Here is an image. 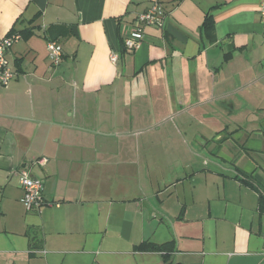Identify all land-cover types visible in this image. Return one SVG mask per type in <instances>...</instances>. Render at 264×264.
Here are the masks:
<instances>
[{"label":"crops","instance_id":"0c3cea01","mask_svg":"<svg viewBox=\"0 0 264 264\" xmlns=\"http://www.w3.org/2000/svg\"><path fill=\"white\" fill-rule=\"evenodd\" d=\"M158 1L163 25L144 26L126 48L137 15ZM262 1L0 0V38L21 34L9 54L16 75L0 88V264H264ZM208 15L212 43L201 29ZM49 41L63 46L57 65ZM209 64L222 65L221 78ZM201 65L220 91L172 101L162 122L217 102L234 119L198 137L210 157L171 156L176 167L147 190L142 161L151 171L162 155L144 154L140 131L124 130L136 118L126 98L137 96L125 82L182 79ZM21 168L44 181L40 210L22 201ZM146 242L170 250L139 248Z\"/></svg>","mask_w":264,"mask_h":264},{"label":"rangeland","instance_id":"374dc122","mask_svg":"<svg viewBox=\"0 0 264 264\" xmlns=\"http://www.w3.org/2000/svg\"><path fill=\"white\" fill-rule=\"evenodd\" d=\"M224 60V57L219 59L218 63ZM207 66L208 69L215 71L217 77H222V65L216 64ZM203 65L199 66L198 73L194 75L191 73L188 76L178 79L175 75H169L163 72L157 80H149L146 77H139L138 80H128L125 82V86L133 88L136 97L126 98V113L136 116V118L127 120V124L124 126L125 131L139 130V134H134L141 143V152L144 154H161L162 157L159 162H152V169L150 171L149 165L144 160L142 161V185L149 190L151 188V178L160 179L162 174H165L168 166L175 168L177 162L173 160L171 162V156H179L180 158H189L192 161H196L194 154L202 153L207 157H210V150L207 147L201 146L198 137H211L219 127H222L225 123L234 119V113H229L224 109L219 102L213 104L210 103L204 109H207L208 113H201L199 109L185 112L182 114H173L167 121H163L165 113L161 114L166 107L177 100L182 99L186 102L189 96L192 99H202L204 96L208 97L214 90L220 91L219 84L215 83L212 78L209 77V71H201ZM214 67V69H213ZM217 67L220 71L217 72ZM169 68V67H168ZM219 78V79H220ZM216 84L217 87H214ZM0 88H4L0 86ZM200 89V90H199ZM168 90V91H167ZM154 91V93L152 92ZM173 93V96L171 95ZM154 95V96H153ZM215 105V106H213ZM127 108V109H126ZM162 122L161 125H157L155 122ZM155 123V124H153ZM156 125L160 127H154L149 129L150 126ZM130 137V136H127ZM174 140V141H172ZM128 154L134 152L133 146L126 145L124 147ZM126 153V154H127ZM144 157V156H143ZM200 160V158H199ZM150 163V162H148ZM151 173V174H150ZM155 175V178L153 176ZM152 176V177H151ZM156 179V180H157ZM127 186L136 185V182L129 183L126 180Z\"/></svg>","mask_w":264,"mask_h":264},{"label":"built area","instance_id":"2783aa9c","mask_svg":"<svg viewBox=\"0 0 264 264\" xmlns=\"http://www.w3.org/2000/svg\"><path fill=\"white\" fill-rule=\"evenodd\" d=\"M260 13L264 21V0L261 3ZM166 10L162 3L155 2L146 11L139 13L134 21L131 36L124 41L126 48L130 50L136 49L143 40V27L146 25L162 26ZM21 38L19 32L13 31L5 37L0 38V86L7 87L14 79L16 73L13 70L9 58V54L15 42ZM48 57L52 64L57 65L63 57V46L57 41H49ZM110 59L113 63H117L119 55L111 53ZM40 163H45V158L39 160ZM20 183L24 189L22 198L28 210H40L42 205L47 203L44 199V181L43 179L33 176L27 169L21 168L19 171ZM264 256V247H263Z\"/></svg>","mask_w":264,"mask_h":264},{"label":"trees","instance_id":"16d2710c","mask_svg":"<svg viewBox=\"0 0 264 264\" xmlns=\"http://www.w3.org/2000/svg\"><path fill=\"white\" fill-rule=\"evenodd\" d=\"M202 33L203 36L209 40V42L216 41V26H215V20L212 17V15H208L205 19V21L202 24ZM248 183L252 184L251 178L249 177L247 180ZM257 188V187H256ZM258 189V188H257ZM260 192V209L264 210V190H259ZM170 243H164V244H156L153 242H146L140 245L139 248L146 249V250H156V251H167L170 250Z\"/></svg>","mask_w":264,"mask_h":264}]
</instances>
